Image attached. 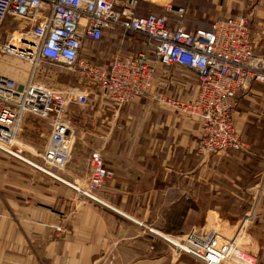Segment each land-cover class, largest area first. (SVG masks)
I'll list each match as a JSON object with an SVG mask.
<instances>
[{"label":"built area","instance_id":"built-area-1","mask_svg":"<svg viewBox=\"0 0 264 264\" xmlns=\"http://www.w3.org/2000/svg\"><path fill=\"white\" fill-rule=\"evenodd\" d=\"M155 0H0V56H14L32 67L28 81L19 84L0 74V150L23 160L16 143L23 120L31 115L52 120V133L41 155L39 172L58 179L55 171L70 162L76 130L68 122L69 106H84L89 89L67 91L48 89L34 81L44 63L73 70L80 85L102 89L115 106L123 107L148 96L154 88L157 65L164 69L181 67L194 72L199 88L194 99L178 100L157 96V102L197 121L202 129L198 143L203 155L242 151L245 147L234 127L237 95L258 83L264 91V53H257L250 20L244 17L215 21L208 30L188 31L185 9L168 5L166 14L140 15L143 4ZM170 14H175L171 18ZM13 19L14 27L3 38V28ZM118 31L146 39L137 54L118 52L106 65H95L82 53L99 43L107 32ZM18 33V40L15 35ZM154 57V60L152 59ZM90 177L77 193L98 201L96 193L113 178L99 150L90 155ZM252 220L247 215L234 238L217 231L199 236L196 231L181 240L159 235L177 254H187L203 264H256L245 254L237 239ZM56 232L62 228L54 226Z\"/></svg>","mask_w":264,"mask_h":264},{"label":"crops","instance_id":"crops-1","mask_svg":"<svg viewBox=\"0 0 264 264\" xmlns=\"http://www.w3.org/2000/svg\"><path fill=\"white\" fill-rule=\"evenodd\" d=\"M250 1L256 16L254 26L262 31L252 32L254 39L251 37L256 52L263 54L264 0ZM208 2L168 0L169 5L185 9L184 25L191 32L208 30L215 21L234 18L243 11L242 3H215L209 7ZM170 16L175 18V14ZM105 36L115 39L117 31ZM170 70L165 69V82L183 83L191 90L188 79L176 77ZM156 77L157 68L154 82ZM196 88L198 92L199 84H195ZM237 103V132L264 130L262 86L253 83L247 91H240ZM141 113L142 133L134 153L129 152L128 128L121 122L111 123L112 132L103 139L105 164L113 173L101 189L104 204L81 199L73 188L87 183L91 171L89 155L96 145L81 137L75 140L67 166L55 171L58 179L28 168L9 180L6 196L0 197V264H203L188 255L176 256L159 237L187 233L193 226L192 203L185 196L195 193L192 181L197 180L201 186L207 180V159L201 161L196 151L201 126L182 113L162 106L149 107L140 100L127 106L120 117L131 121ZM127 125L131 127L132 123ZM36 131L40 136L32 139ZM51 133V119L28 115L19 139L26 146H36L35 151L40 153ZM177 153L184 156V163L197 161L199 171L192 164L190 168L177 167ZM55 225L63 228L62 234L55 232ZM252 237L254 241L264 240Z\"/></svg>","mask_w":264,"mask_h":264},{"label":"rangeland","instance_id":"rangeland-1","mask_svg":"<svg viewBox=\"0 0 264 264\" xmlns=\"http://www.w3.org/2000/svg\"><path fill=\"white\" fill-rule=\"evenodd\" d=\"M209 1L210 2L207 4L209 7L214 6L215 3L222 6H224L226 2H231L233 5H240L242 3L243 11L239 14H235L236 17L234 18L244 17L250 20L251 35L253 39L254 32H262L257 30L254 26L256 16L253 12V2L250 0ZM168 5V0H165L164 4L159 5L143 4L144 8L140 9L139 14L143 15L148 14L149 12H154L159 15L166 14ZM152 6H154L155 9H151ZM14 27H18L17 22H14L13 19H9L2 31V41L5 40L7 34ZM17 38L18 35L16 34L15 39L18 40ZM146 42V39L143 37L133 34H124L117 31V37L115 39L110 38V36H104L99 43L88 45L86 49H84L82 55L86 60L95 65H106L118 52L123 54H137L143 50ZM261 52H264V50ZM152 59L154 60V57ZM170 72L172 74L174 73L176 77L188 79L192 85L191 90L186 89L183 83L178 82L176 84H171L165 82V69H162L157 65L156 82L151 93L146 97L135 99L123 107H118L112 104L105 97L102 89L98 86L87 84L80 85L77 74L66 67L54 66L46 62L42 64L40 69L36 72L34 81L44 85L48 89H54L57 91H67L75 87L85 86L89 89L88 91L90 95L87 104L84 106L75 103L71 104L66 118L76 130V139L81 137L84 138L86 142L90 140L96 143L95 148L90 151V155L93 151L99 150L105 163L102 147L103 139L104 137H107V135L108 137L110 136V133L112 132L110 128L111 123L121 122L128 128L127 138L129 140V152L133 151L137 139L141 137L143 124L142 113L136 115L137 118L134 120L132 119L131 121L123 120L120 117V114L125 108H127V106L140 100L144 101L149 107L162 106L172 109L157 102L155 98L159 95H163L164 97H172L183 101L194 99L197 92L195 84H199L198 77L194 73H185L182 69L174 68L171 69ZM0 74L15 79L19 84H24L31 77L32 67L28 62L22 59L14 56L1 55ZM128 123H132V126H128ZM31 134L32 132L29 133L30 137ZM38 134L39 131H36L32 136V139L36 138ZM114 134L115 131L113 132V135ZM239 134L245 145L242 151L219 152L203 155L199 152V142L197 143L196 151L198 156L201 157V161H204L205 158L207 159V180L206 184H202L201 186L197 180L192 181L191 184L195 186V193L185 196L186 200L192 203L193 226L191 231L187 233L177 234L176 236H163L181 240L194 231H196L199 236H206L209 232L217 231L227 238H234L238 233L241 221L247 215H250L252 220L246 225L245 230L237 239V244L245 254L255 258L256 264H264V240L254 241L252 237L256 235L259 236L260 239L264 238L262 237L264 235V130L240 131ZM98 143L101 145L99 146ZM247 143L252 146H249ZM25 144L26 143H24L22 139H18L16 143L17 147L23 150L21 155L23 160L16 159L0 150V192L2 193H0V197L6 196L7 186L9 185L8 182L10 179H14V176L18 172H22L28 168L35 169V166L41 167V165H43L41 159L43 152L37 153L35 151L37 148L36 146L28 144L31 146L29 147ZM132 153H134V151ZM217 156L220 158L215 160ZM183 158L184 156L182 154L177 153V167L186 166V168H190L192 164V168H195L197 172L199 171V168L196 166L198 165L197 161H187L184 163L182 160ZM178 171H180V169H178L177 172ZM222 174L223 176H221ZM230 177H237L238 179L231 180ZM86 184L78 187H84ZM102 194V190L96 193L98 201H92L80 195L79 197L86 201L104 204ZM151 231L154 230H150V232ZM56 233L58 234V232ZM59 233H63V228L62 232ZM159 237L162 239L161 236ZM175 255L187 254L175 253Z\"/></svg>","mask_w":264,"mask_h":264},{"label":"bare ground","instance_id":"bare-ground-1","mask_svg":"<svg viewBox=\"0 0 264 264\" xmlns=\"http://www.w3.org/2000/svg\"><path fill=\"white\" fill-rule=\"evenodd\" d=\"M165 3V1H163V0H155L154 1V4H157V5H159V4H164ZM17 35H18V33H17ZM18 39V38H17ZM2 147H4L2 144H0Z\"/></svg>","mask_w":264,"mask_h":264}]
</instances>
